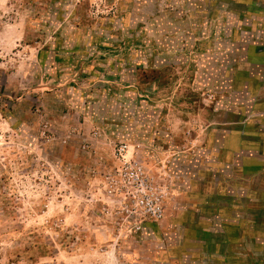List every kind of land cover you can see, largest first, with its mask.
<instances>
[{
  "label": "rangeland",
  "instance_id": "rangeland-1",
  "mask_svg": "<svg viewBox=\"0 0 264 264\" xmlns=\"http://www.w3.org/2000/svg\"><path fill=\"white\" fill-rule=\"evenodd\" d=\"M123 147L167 193L146 242ZM250 209L256 242H192ZM0 264H264V0H0Z\"/></svg>",
  "mask_w": 264,
  "mask_h": 264
},
{
  "label": "built area",
  "instance_id": "built-area-1",
  "mask_svg": "<svg viewBox=\"0 0 264 264\" xmlns=\"http://www.w3.org/2000/svg\"><path fill=\"white\" fill-rule=\"evenodd\" d=\"M124 158L110 185L119 229L125 235L140 236L150 224L161 223L166 215V190L151 170L134 157Z\"/></svg>",
  "mask_w": 264,
  "mask_h": 264
},
{
  "label": "crops",
  "instance_id": "crops-1",
  "mask_svg": "<svg viewBox=\"0 0 264 264\" xmlns=\"http://www.w3.org/2000/svg\"><path fill=\"white\" fill-rule=\"evenodd\" d=\"M181 23L182 22H179V25H181ZM163 30H165V29H163ZM167 32H169V30H167ZM167 32L164 31L162 33V37L157 40L159 47H162V48L166 47V45H168L167 44L168 40L170 38H172V36L170 34L165 35V33H167ZM181 44L187 45L188 42L182 41ZM163 59L168 60V58H166V57H164ZM190 60H191V58H187V60L185 61L186 65L191 66L193 64L192 62L190 63ZM157 62H158L157 64L159 65V68L167 67V64H165V63L160 64L159 61H157ZM231 188H233V185L231 186ZM241 192H242V190H241ZM233 194L236 196L234 198L235 199V205H238L237 203H240V194H238L236 192H233ZM250 213L253 215V213H256V212H254L253 209H250L249 214ZM234 214H235L234 218L232 216H230V218H229L230 220L226 221V223H225L223 217L213 218V216L211 215L212 221H210L209 229L207 231V234L209 235V237L207 240H204V243L201 241V238H203L204 236H201L198 234L199 228L197 229V232H195V234L192 235V237H193L192 242L197 241L196 244L199 246H201L202 244H203V246L205 245V249H204L205 255L209 259L227 256L230 249L233 246H235L232 243H230V242H232V236H237V237L241 238L240 242L242 244L245 242V240L247 241V243H250V244L253 242H256L258 240V238L256 236V230H255L256 224H255V222H252L254 220V217L251 216V214H250L248 217L249 219H247L249 222H244L242 218H236V216H239V214L238 215H237V213H234ZM225 220H226V218H225ZM250 224L253 225L251 227L252 228L251 233H249L247 231V229H249ZM164 225H165L164 222L148 225V227L144 230V232L140 236H138V239H140L142 242H146V241L153 240V239L157 238L159 236L160 229ZM227 226H231V228H228ZM246 227H247V229H246ZM245 237H246V239H244ZM185 239L186 238H183V239H181V241H183ZM198 249H200V247H198ZM200 251H201V249H200Z\"/></svg>",
  "mask_w": 264,
  "mask_h": 264
},
{
  "label": "trees",
  "instance_id": "trees-1",
  "mask_svg": "<svg viewBox=\"0 0 264 264\" xmlns=\"http://www.w3.org/2000/svg\"><path fill=\"white\" fill-rule=\"evenodd\" d=\"M56 59H59L58 55H56Z\"/></svg>",
  "mask_w": 264,
  "mask_h": 264
}]
</instances>
